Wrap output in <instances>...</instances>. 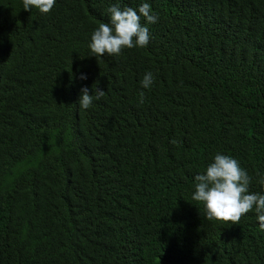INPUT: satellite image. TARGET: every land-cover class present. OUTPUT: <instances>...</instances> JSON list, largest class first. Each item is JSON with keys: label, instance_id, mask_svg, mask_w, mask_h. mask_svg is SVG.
Returning <instances> with one entry per match:
<instances>
[{"label": "trees", "instance_id": "trees-1", "mask_svg": "<svg viewBox=\"0 0 264 264\" xmlns=\"http://www.w3.org/2000/svg\"><path fill=\"white\" fill-rule=\"evenodd\" d=\"M142 3L148 44L90 55ZM85 87L105 95L81 109ZM217 153L264 194V0H0V264H264L254 211L191 199Z\"/></svg>", "mask_w": 264, "mask_h": 264}, {"label": "clouds", "instance_id": "clouds-1", "mask_svg": "<svg viewBox=\"0 0 264 264\" xmlns=\"http://www.w3.org/2000/svg\"><path fill=\"white\" fill-rule=\"evenodd\" d=\"M56 0H22L25 11L37 9L48 13ZM108 22H101L93 31L88 45L92 56H118L123 49L145 47L150 39L148 27L142 25L141 17L146 23H156L158 14H153L148 3H142L138 9L119 6L108 8ZM86 79V76H81ZM154 77L147 72L141 80L143 88H149ZM78 99L81 109H88L93 100H100L105 91L95 87V96L87 87L82 88ZM92 92V91H91ZM143 93L140 102L143 103ZM194 192L191 199L203 205L204 215L208 221L239 224L245 214L254 211L259 227L264 230V194L249 192L251 177L239 162L225 154L217 153L202 174L194 177ZM264 184V180L260 181Z\"/></svg>", "mask_w": 264, "mask_h": 264}]
</instances>
